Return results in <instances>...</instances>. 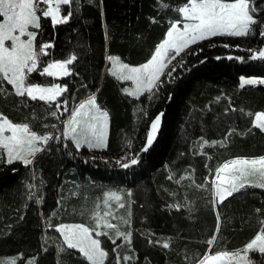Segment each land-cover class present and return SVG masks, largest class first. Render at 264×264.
Listing matches in <instances>:
<instances>
[{"label": "trees", "instance_id": "trees-1", "mask_svg": "<svg viewBox=\"0 0 264 264\" xmlns=\"http://www.w3.org/2000/svg\"><path fill=\"white\" fill-rule=\"evenodd\" d=\"M185 3L75 0L62 9L63 15L73 12L68 23L53 27L51 18H43L40 41L54 43L49 60L77 59L69 65L71 75L60 80L68 88L60 108L18 97L3 82L0 113L61 138L50 140L31 165L0 162V261L89 264L77 250L67 249L56 227L80 222L92 229L90 214L112 189L122 193L125 207L111 223L132 238L129 245L110 229L101 236L109 251L105 264H116L117 255L132 257L120 264H198L213 234L218 237L213 252L233 251L264 227V189L249 187L219 203L212 187L216 169L225 162L264 156V132L253 127L254 116L248 115L264 111V85L241 87L242 78H264V59L251 58L264 49L259 31L248 37L216 36L189 47L153 95L126 94L109 71V55L134 66L146 63L170 24L181 20L176 9ZM257 7L264 3L258 0ZM91 97L112 120L105 151L94 155L88 148L77 150L63 137L61 125L65 108L70 112ZM160 113L159 137L142 151ZM217 213L221 227L215 233ZM164 242L169 248H163Z\"/></svg>", "mask_w": 264, "mask_h": 264}, {"label": "snow or ice", "instance_id": "snow-or-ice-1", "mask_svg": "<svg viewBox=\"0 0 264 264\" xmlns=\"http://www.w3.org/2000/svg\"><path fill=\"white\" fill-rule=\"evenodd\" d=\"M74 2L75 0H0V94L6 91L3 88V82L6 81L8 85L12 86L13 93L18 97H26L30 101H43L49 107L52 104H55L56 108L61 107L58 97L68 91L66 85L42 86L31 83L30 77L33 73L54 78L71 75L67 66L77 59L76 56L73 55L63 61L47 62L46 66L41 67L44 63L42 57L49 56L48 50L54 47V43L45 42L37 45L36 40L37 30L41 29V19L50 17L53 27L68 23L73 12L68 11L67 14L61 15V8ZM257 2L258 0H186L183 6L176 9L181 14V20L170 24L166 38L156 46L153 55L146 63L139 67H130L126 63H121L119 57L111 55L107 57L112 63V75L119 80L132 81L135 89H124V91L128 95L138 98L144 92H152L154 88H157L160 76L164 73L168 63L188 49L190 45L215 36L248 37L254 35L257 30L259 35L264 38V7L258 8ZM260 3H264V0H260ZM161 6L167 7L168 5L162 4ZM225 47L229 46L225 45ZM251 58L264 59V49H260L258 55L254 54ZM256 83L264 84V80L242 78L241 87ZM86 107L94 108L95 114L82 122L78 118L81 117L82 110ZM51 115L56 116V112H51ZM83 115L87 117L88 113L83 112ZM162 115L163 113L158 114L152 121L151 130L147 134L146 144L142 151H147L148 147L152 145ZM248 115L254 116L253 127L264 132V111L248 113ZM108 116V112L102 111L96 105L95 99L90 98L87 105L81 104L79 109L72 112L71 119L67 122L62 135L65 139L70 138L77 150L82 146H87L89 149L105 148L107 146ZM78 125H82L79 131ZM6 133L8 134L6 135ZM60 138L51 134H38L30 127L29 123L13 122L0 113V153H6V163L9 165L17 161L25 166L33 164L36 154L45 150L38 144L47 145L50 140H59ZM204 143L209 142L205 140ZM212 143H220L223 146L224 141H213ZM0 162L5 161L0 159ZM137 162L136 158L131 159V165H135ZM129 166V163L122 164L124 168ZM224 172L231 174L222 175ZM250 176H259L260 180L249 181L248 177ZM198 187H203V185H198ZM212 187L214 197H218L219 203H223L234 193H239L249 187L264 189V156L235 158L225 162L216 169ZM127 195L130 196L131 193L129 192ZM122 199L123 197L115 191L104 194L106 206L109 201H116L119 208H124L125 204L121 202ZM216 203L217 200L214 199V206ZM256 211L259 212L260 209ZM108 216H112V212H104L103 217L99 212H96V224L92 229L82 224L61 225L56 228V231L62 235L67 249L77 250L89 264H105L109 257V251L102 247L99 237L108 236V232L96 230L101 227V220H103V227L114 230L115 236L122 238L129 245L132 238L131 232L119 231L118 225L106 219ZM113 219L116 217L113 216ZM120 219L123 223H129V220L123 217ZM216 219L215 233H218L221 227L219 213H217ZM261 224L264 225V220L261 221ZM217 239L215 234L206 239L209 248L198 264H256L250 260L249 252H258L261 254V260L264 261V227H261L258 234L243 248L233 251L213 252L211 246ZM112 243L115 245L116 240L113 239ZM162 246L167 249L170 245L169 242H164ZM60 250L64 251L63 248ZM121 259L129 261L132 257L121 258L117 255L115 257L116 264H120ZM0 264H16V261L15 259L0 261ZM29 264H35V261H30Z\"/></svg>", "mask_w": 264, "mask_h": 264}, {"label": "rangeland", "instance_id": "rangeland-1", "mask_svg": "<svg viewBox=\"0 0 264 264\" xmlns=\"http://www.w3.org/2000/svg\"><path fill=\"white\" fill-rule=\"evenodd\" d=\"M62 9H63V6H62V8H61V15H63V13H62ZM47 18H50V17H47ZM42 20H43V18L41 19V21H40V23H41V26H42ZM181 27H182V24L180 25ZM30 30H33V29H30ZM40 30L41 29H39V30H37L38 31V35H37V40H36V44L37 45H39V44H41V43H45V42H50V41H47L48 39L47 38H45V39H43V41H40V39H42L41 37H40ZM216 37V36H215ZM24 38H26V37H24ZM211 38H213V37H211ZM210 39V38H209ZM201 42V41H200ZM199 43V42H198ZM197 44V43H196ZM193 45H195V44H193ZM193 45H190L189 47H191V46H193ZM187 50V49H186ZM185 50V51H186ZM49 51V50H48ZM184 51V52H185ZM184 52H182V53H184ZM181 53V54H182ZM180 54V55H181ZM180 55L179 56H176V58L175 59H172L171 60V62L170 63H168V66H167V68H165V70H164V73L160 76V81L158 82V86H157V88H154L153 90H152V92H144L142 95H140L138 98H140L141 96H148L149 94L150 95H153L155 92H156V90L159 88V86L162 84V77L168 72V70L171 68V67H173V65L176 63V61H177V59L180 57ZM42 61H44V63L41 65V67H43V66H46V63L47 62H53V61H63V60H49V58H48V56H46V57H42ZM120 62L121 63H125V62H122L121 60H120ZM166 62H167V60H166ZM127 64V63H126ZM130 67H139V66H141V65H139V66H134V65H130V64H128ZM68 68H69V65L67 66ZM109 71H110V73H112V71H111V69H112V63L110 62L109 63ZM116 77V76H115ZM64 77H56V78H54V77H48L47 75H45V76H40L38 73H33L32 75H31V77H30V82L31 83H37V84H40V85H42V86H50V85H52V84H60V85H62V86H64V84H62L60 81H59V79H63ZM243 79H255V80H264V78H243ZM119 80V79H118ZM120 82H121V84L123 85V91H124V89H129V90H134L135 89V85H134V83L132 82V81H125V80H119ZM241 82H242V79H241ZM261 83H256V84H250V85H254V86H256V85H260ZM261 85H264V84H261ZM125 92V91H124ZM62 96H60V97H58V101L60 100V98H61ZM133 97H135V98H137L136 96H133ZM92 98V97H91ZM94 98V97H93ZM90 99V98H89ZM88 99V100H89ZM95 99V101H96V105L102 110V111H107L108 112V114H109V116H108V124H107V128H106V145L108 144V141H109V136H110V131H111V126H112V120H111V115H110V112L108 111V110H106V108H104V107H102L101 105H100V103L98 102V99H96V98H94ZM88 100H86V101H83L82 103H80V104H78L72 111H64L63 112V114H65V115H63L64 116V118H65V120H64V122L61 124L63 127H62V131H64V129H65V127H66V125H67V122L71 119V114H72V112L73 111H75V110H77V109H79L80 108V105L81 104H84V105H87L88 104ZM83 112H87L88 113V116L87 117H85L84 115H83ZM93 114H95V109L94 108H91V107H86L84 110H82V115H81V117H79L78 119H80L82 122L84 121V120H86V119H88L89 117H91ZM82 125H78L77 126V129H78V131H79V128L81 127ZM57 128V127H56ZM38 134H42V133H39V132H37ZM8 133H6V135H7ZM55 134L56 133H54V136H55ZM52 136H53V134H51ZM68 140H70L71 141V143H73L74 144V142L69 138ZM48 144H49V142H48ZM47 144V145H48ZM38 146L39 147H41V148H44L45 149V146L46 145H44L43 143H40V144H38ZM75 146V145H74ZM81 148H88L87 146H82ZM80 148V149H81ZM89 149V148H88ZM105 149H106V147L105 148H101V149H90L91 150V152H93L92 153V155H94V153L96 152V151H98V153H99V151H105ZM40 153V152H39ZM38 154V153H37ZM36 154V155H37ZM36 157V156H35ZM4 159V161L6 162V153H0V159ZM35 159V158H34ZM231 173H229V172H224V173H222V175H225V176H227V175H230ZM248 180L249 181H259L260 180V177L259 176H250V177H248ZM217 183H219L218 181H217ZM113 191H115V192H117L116 190H114V189H112L111 191H109V192H113ZM120 195H122V193L121 192H118ZM217 199H218V197H216ZM124 201V197H123V199H122V201L121 202H123ZM99 202H101V203H99V205H98V207L96 208V210L94 209L93 210V212L90 214V216H92V222H93V228H95V224H96V217H95V213L96 212H99V214H100V216L101 217H103V215H104V212H106V211H110V212H112V216H108V217H106V219L109 221V222H111L112 220H115V219H113V216H115V217H118V216H121L122 215V209L123 208H119V206H118V202H116V201H109L108 202V205L106 206L105 205V203H104V196L101 198V200L99 201ZM82 223H80V222H60L59 224H58V226L57 227H59V226H61V225H81ZM82 225H84V224H82ZM85 227H87L86 225H84ZM56 227V228H57ZM97 231H101V232H105V230H107V232L108 231H110V230H112V229H107V228H105V227H103V220H101V227L99 228V229H96ZM112 231H114V230H112ZM59 234V233H58ZM61 235V234H60ZM99 239H100V237H99ZM249 258H250V260H252V261H254V262H256V264H264V261H262L261 260V254H259L258 252H249Z\"/></svg>", "mask_w": 264, "mask_h": 264}, {"label": "water", "instance_id": "water-1", "mask_svg": "<svg viewBox=\"0 0 264 264\" xmlns=\"http://www.w3.org/2000/svg\"><path fill=\"white\" fill-rule=\"evenodd\" d=\"M162 124H163V115H162V117H161V123H160V125H159L158 130H157V133L155 134V138H154V140H153V143H154V142L158 139V137H159V133H160L161 128H162ZM150 130H151V127H150Z\"/></svg>", "mask_w": 264, "mask_h": 264}, {"label": "crops", "instance_id": "crops-1", "mask_svg": "<svg viewBox=\"0 0 264 264\" xmlns=\"http://www.w3.org/2000/svg\"><path fill=\"white\" fill-rule=\"evenodd\" d=\"M242 192V191H241ZM240 193V192H239ZM235 194H237V193H235Z\"/></svg>", "mask_w": 264, "mask_h": 264}]
</instances>
